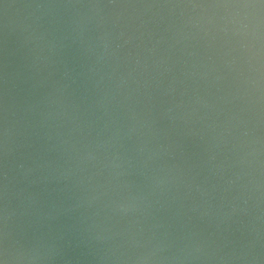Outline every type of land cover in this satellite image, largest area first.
<instances>
[{"label": "water", "instance_id": "obj_1", "mask_svg": "<svg viewBox=\"0 0 264 264\" xmlns=\"http://www.w3.org/2000/svg\"><path fill=\"white\" fill-rule=\"evenodd\" d=\"M0 264H264V0H0Z\"/></svg>", "mask_w": 264, "mask_h": 264}]
</instances>
